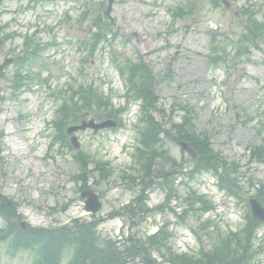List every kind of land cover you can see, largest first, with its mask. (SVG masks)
<instances>
[{
    "label": "rangeland",
    "instance_id": "obj_1",
    "mask_svg": "<svg viewBox=\"0 0 264 264\" xmlns=\"http://www.w3.org/2000/svg\"><path fill=\"white\" fill-rule=\"evenodd\" d=\"M228 1L227 10L223 4L214 8L208 0H115L111 16L116 39L107 46L102 45L92 55L79 45L89 36L88 27L93 22V15L82 21L83 13L87 7L101 12V4L106 8L107 0H56L35 4V7L31 0L4 2L0 8V30L5 27L6 32L0 33L3 42L0 64L6 58L22 54L24 36L35 37L34 42L41 45L58 44L48 48L39 59L48 64L47 68L36 64L27 66L34 74L41 72L39 79H48L47 84L34 80L29 90L16 93L11 84L15 63L0 80V132L3 133L0 196L18 205L17 212L25 223L33 228L48 229L68 225L75 218L92 220L93 216L99 222L98 232L102 237L114 239L121 235L146 237L167 222L172 233L170 245L177 253L198 252L199 244L192 233L198 227V216L188 215L181 222L169 212L149 214L145 219L136 218L132 212L133 200L144 186L140 185V180L132 182L122 175H138L132 156L137 136L135 127L140 117L138 106L129 105L125 98L126 88L111 61L113 49L122 57L142 55L149 65L157 80L158 120L166 122L175 105L192 104L199 114L198 127L211 134L214 149L229 161L238 163L242 174L252 178L254 183L264 184V164L249 162V148L263 142L254 125L264 117V45L253 52L250 60H229L217 68L207 64L212 30L230 40H236V33L241 31L237 14L243 0ZM248 1L259 7L258 19L264 20V0ZM190 3L195 4L191 17L174 18L170 9ZM32 7L34 9L30 10ZM9 34L14 38L6 41L4 37ZM146 40L151 46L145 49ZM84 59L88 61L83 62ZM76 80L95 83L100 92L112 97L115 107L126 110L121 116L125 125L122 129L97 135L92 131L76 134L81 150L111 162L116 173L108 181H98L95 175L88 176L86 181H76L80 170L72 153L58 146L51 148L54 131L50 124L59 107L52 94ZM10 132H14L17 139L14 146ZM15 146L21 147L19 154L13 150ZM165 148L180 162L187 163L189 156L180 147L167 143ZM84 184L102 196L103 206L95 215L85 210L81 198ZM177 185L182 196L188 193V188H193L218 207L204 220L210 218L224 231L237 232L244 226L247 200L252 192L245 194L246 202L238 201L221 192L216 178L209 173L193 179L179 178ZM147 194L150 207L162 204L166 197L159 184ZM182 203L172 205L180 211ZM4 226L0 217V227ZM258 237L264 261V224ZM208 243L206 241V245ZM6 249V245L0 246V264H32V252L12 257ZM154 258L162 261L157 253Z\"/></svg>",
    "mask_w": 264,
    "mask_h": 264
},
{
    "label": "trees",
    "instance_id": "obj_2",
    "mask_svg": "<svg viewBox=\"0 0 264 264\" xmlns=\"http://www.w3.org/2000/svg\"><path fill=\"white\" fill-rule=\"evenodd\" d=\"M254 39L262 35L258 25L249 28ZM108 25L100 28L98 34L92 37L93 46L98 45L108 35ZM249 41L248 37H246ZM130 64V63H128ZM128 86L133 99L143 100L142 119L143 129L140 133L142 147L137 149L136 160L144 176L158 178L164 181L166 189L174 191L176 174L180 173L181 165L171 157L163 148L165 141L179 144L182 141L189 143L197 152V160H193L191 174L203 172L213 173L218 177L220 188L232 196L240 198L242 187L239 185V177L235 170V164H229L220 154L211 148L210 138L207 134L197 131L194 124L196 120L192 110H185L180 123L173 120L166 126L157 122L153 116L155 112L156 97L153 91V76L145 63L139 62L128 65ZM102 94L98 93L93 86L80 87L72 91L69 100H66L60 111L59 119L54 124L58 132V138L63 145L69 148L66 129L78 115L90 112L97 120L116 119L117 112L111 102ZM77 159L80 162L89 160V156L81 153ZM252 159L264 162V144L253 151ZM264 186L256 189V198L264 204L261 195ZM150 210L143 200H137ZM136 201V202H137ZM191 213H206L214 210L213 204L204 196L192 192L187 199ZM12 214L8 219V212ZM7 218L8 225L0 229V243L10 242L15 249H30L39 254L35 264H60L61 258L68 247L74 249V255L70 264H157L153 254L158 253L164 263L167 264H261L257 261L255 250L256 233L260 224L247 215V224L239 233L222 232L218 228L209 232L210 225L202 224L201 229L206 231L211 240V248L204 247L196 255L177 254L169 246L170 235L163 228L159 233L143 239L134 240L132 237L121 242L104 241L97 233V224L75 220L71 227L59 230L23 231L20 222L16 220L14 210L10 207L0 210ZM200 239V238H199ZM159 264V263H158Z\"/></svg>",
    "mask_w": 264,
    "mask_h": 264
},
{
    "label": "water",
    "instance_id": "obj_3",
    "mask_svg": "<svg viewBox=\"0 0 264 264\" xmlns=\"http://www.w3.org/2000/svg\"><path fill=\"white\" fill-rule=\"evenodd\" d=\"M113 3H114L113 0H109V8L107 11V15H110ZM11 63H12V60H9V61H6L2 66H0V73L5 69V67L10 65ZM110 126H113V124H111L110 122H107V123H104L101 125H95L94 122H91L89 124L84 123V125L81 127V129H86L89 127V128L95 129V131H98L99 129L110 127ZM77 130H78V128H72L69 130V133H72L73 131H77ZM72 142L75 144V146L77 148H79V145L77 143L76 138H73ZM182 145H183L184 149L193 153L191 148L188 147L186 144L183 143ZM85 197H88L87 210H92L95 212L100 207L98 197L96 195H94L93 192H89V193L84 194L83 198H85ZM250 204H251L252 214H253L254 218L258 219L260 221H264V209L259 205V203L256 200H251Z\"/></svg>",
    "mask_w": 264,
    "mask_h": 264
},
{
    "label": "bare ground",
    "instance_id": "obj_4",
    "mask_svg": "<svg viewBox=\"0 0 264 264\" xmlns=\"http://www.w3.org/2000/svg\"><path fill=\"white\" fill-rule=\"evenodd\" d=\"M134 27V26H133ZM151 46V44L148 42V40H146V41H144V48L146 49V48H148V47H150ZM179 53H181V51H179ZM13 150L16 152V153H20V150H21V147H19V146H15L14 148H13Z\"/></svg>",
    "mask_w": 264,
    "mask_h": 264
}]
</instances>
